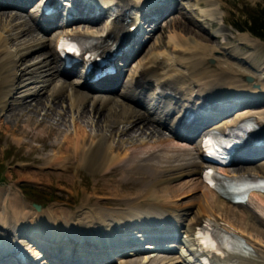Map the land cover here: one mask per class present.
<instances>
[{
	"label": "bare ground",
	"instance_id": "bare-ground-1",
	"mask_svg": "<svg viewBox=\"0 0 264 264\" xmlns=\"http://www.w3.org/2000/svg\"><path fill=\"white\" fill-rule=\"evenodd\" d=\"M30 1L32 0H0V23L7 20L9 24L13 23L11 27L17 31L16 36L23 40V43L29 39L35 40L37 30L46 33L52 26L57 25V23L54 24L56 15L41 19L40 15L37 16L34 13L37 1L30 5L31 10L27 13L28 15L2 9L13 7L22 10ZM97 1L94 0V2ZM193 1L196 8L211 7L207 12L201 10L203 17H212L217 13V8L222 10L218 3L219 0ZM71 2L78 6L80 13L79 17H75L73 21L87 20L88 22L71 24L67 28L63 27L64 24H59L62 29L59 34L55 31L58 37L54 46H50L51 39L40 37V40H35L31 46L24 47V53L19 51L18 54H12L7 48L6 37L0 33V52H2L0 56V111L8 109L7 112L15 119L23 113L27 116H36L44 111V114L42 113L44 119H55L56 122L60 121L62 126L65 125L62 122L65 121L64 116H67V112L72 113L73 117L76 114L79 119L87 118L95 128V132L86 131L85 123L82 124L78 118L77 120L73 118L75 120L74 133L71 136L62 135V144H66L68 140L73 141V148L76 151L74 153L80 155L76 156L79 158L78 162L86 164L93 173L101 168V172L107 174L112 169L121 167L123 170L121 176L125 179L129 177L139 180L141 187L136 192L126 195H116V191L111 189L109 194L115 200H123L126 207L121 204L93 207L83 205L76 210H66L67 207L63 208L62 205L54 204L40 211L27 209L24 202L10 193L9 186L5 189L0 187V264L12 263L10 257L14 258L12 252L15 251L23 256L27 252H32L30 254L31 264L35 263L34 260L38 257L40 261L37 264H114L115 260H118V264H186V258L183 259L176 251L172 253V250L162 247L166 245L165 247L172 249L175 242L181 241L185 250L192 254L191 245H196L193 239L194 232L206 219L220 224L221 228L229 232L242 234L252 247L246 255L230 253L224 258L214 257V264H264V194H252L249 201L242 205L244 210L241 212L236 208L241 204L231 203L202 184L200 169L203 162L200 159V151L205 128L200 130L198 125L182 124V117L177 113L181 109L180 98L177 95L182 94L191 84L207 83V85H212V88L221 87L224 95L235 97L237 101L232 104L233 106L247 105L242 109H237L231 124L236 125L241 120L251 117L260 126L256 133L263 135L264 52L262 53L263 58L255 62L258 66H253L256 73L250 71L255 82L259 84V88H255L251 83L240 81L246 74H250L249 72L241 71L232 62L228 63L226 55H217L218 46L208 48L204 45L203 41L207 42V38L204 40L205 36L199 34L191 40L181 38L176 34V31L182 27L181 22L185 23L196 18L192 11H184L183 6L176 9L174 0H103L106 6L113 5L118 9V14L112 24L105 29L102 28L100 22L98 23V19L110 7L98 10L94 4L88 5L82 0H71ZM138 8L143 10L142 19L153 22L155 26L159 16L177 10L178 16L166 18L174 32L169 37L171 47L181 52L174 53V59L171 55L162 58L160 53L152 52L145 62L138 60L134 71L130 72L125 80L121 78L123 74L121 72V75L110 77L109 80L95 85L83 84L80 80L67 81L68 75L72 72L62 67L63 62L58 56L59 35L63 31L64 35H70L66 31L70 29L74 32L73 34L94 36L101 40L104 50L109 45L106 41H111V44H121L123 40L129 43L133 38V33H127V28L135 20L130 12L131 9L137 11ZM86 9L89 15H86ZM52 17L55 19L52 20ZM136 21H140L139 17ZM200 27L201 33H206L202 24ZM237 34H241L238 36L239 39L247 41L254 50L258 51V48L263 46L259 39L251 37L248 33ZM136 42L138 44L140 40ZM42 47H47L48 50L38 54L42 57L39 62L32 63L21 71L17 69L20 61L29 62L38 58L32 57L27 60L26 55H29V50ZM164 53L166 55L168 52ZM139 57L142 58V56ZM207 57L215 58L214 66L216 67L208 66ZM235 58L238 62H244L243 58ZM123 59L119 58V60ZM125 60H123V69L124 66L127 67L125 62L127 63L128 60ZM26 74H29L28 77ZM57 77H63L58 85L54 82L58 79ZM16 79L25 81L16 85ZM39 81L41 84L36 91H30L32 87H28V83ZM150 88L152 90L148 92ZM62 90L63 95H61ZM104 92L114 93L115 96L97 94ZM245 97L254 98L248 100ZM141 99L145 100V106L139 102ZM193 99L198 102L196 98ZM44 119L37 123L39 128L42 126V130L45 125ZM218 120L219 118L216 121ZM216 121L212 125L214 128L224 129L230 124L222 119ZM151 122H155L157 126ZM122 123L124 124L122 128L116 127ZM57 125H55L57 128L55 130L59 128ZM162 127L167 128L170 137L163 136ZM32 129L35 128L32 127ZM102 129H107L108 133L98 139L97 132ZM113 130L117 133L118 139L122 141L123 148L121 149L125 150H122L120 154H114V148L105 145L100 147V151L98 150L99 155L97 156L99 157L96 160L93 159L88 151L96 141V146H103L105 143L102 139L106 140L113 136ZM184 132H192V137L189 140L183 139L181 133ZM86 139L91 143L89 148L85 147ZM14 140L20 142L22 138ZM67 146L65 147H70L69 143ZM82 151L88 152L87 155ZM67 154L66 151H55L54 154L44 158L39 169L41 171L59 169L71 157ZM47 158L50 159L47 161ZM248 161L254 164L242 170L241 167L223 170L227 174L253 173L264 177V154ZM29 164L25 162L23 166H29ZM127 171L131 172L126 173ZM171 172L176 175L187 173L193 176L178 180L177 184H171V182H166ZM58 175L61 176V174ZM151 178L153 179L150 180ZM171 190L182 193L179 192L178 195L170 197L168 193ZM195 190L200 191L199 196L191 194ZM183 193L191 194V196L184 201V198L180 197L184 196ZM88 198V196L84 197L82 203ZM160 198L165 199L161 201ZM192 200L199 206L192 212V218L188 219L191 209L189 203L193 202ZM16 204L21 206L19 211L15 209ZM181 232L184 234L182 240H180ZM133 233H138L143 240H150L143 248L153 245L154 248L159 249L145 251L146 253H142L143 250L139 248L135 250L133 246H136L138 242L132 237ZM66 237H70L72 242ZM85 239L91 243H86ZM71 249L72 252H70Z\"/></svg>",
	"mask_w": 264,
	"mask_h": 264
},
{
	"label": "rangeland",
	"instance_id": "rangeland-1",
	"mask_svg": "<svg viewBox=\"0 0 264 264\" xmlns=\"http://www.w3.org/2000/svg\"><path fill=\"white\" fill-rule=\"evenodd\" d=\"M175 2L176 4H178V5L175 4L176 9H179L180 6H183L184 11H192L194 14V17L196 18L194 19L195 21L192 20V21H188L185 23H183L184 21L181 22L182 24V27L180 24L181 30L178 29L176 31V34L179 37L181 38L185 37L187 39L193 40L194 36H198L199 34H201L202 36H205L204 40H206L207 38V42L203 40H201L200 42L203 41L204 45H206L208 48L212 46H218L216 48L217 55H222V54L226 55L228 58L227 59L228 63L230 62L234 63L235 66L236 67L238 66L237 68H239L241 71L243 70L249 73L251 71L252 73L253 72L256 73L253 66L254 65L258 66L257 64H255V62L259 61L264 56V55L262 56V53L264 52V40L253 36L248 31H239L233 25L243 26V21L245 20L246 14L248 12L250 13L252 11L257 12L259 10L260 11L264 10V0H219L218 3L220 4V7H222V10H219L217 8L218 14L215 13L212 15V17L201 16L203 10L207 12V10L211 9L210 6H207V7L205 6L204 8L203 7L196 8V5H194L193 0H174V3ZM29 6L26 5V7L22 10H18L13 7H5L2 9L11 10L13 11V13L19 12L25 15L29 13V11L31 10V8H28ZM176 11L177 10H173L171 12L166 13V15L161 16L158 19V24L156 25V27H154L152 31H148L150 26L148 27L147 23L143 25L144 28H146V31H145L144 36L142 37L146 38L147 40L140 48L141 50L140 49L138 50L135 57L129 60L130 64H128L127 67L124 68L125 72L122 74V77H121L123 80L126 79V77L128 76L130 72L134 71L138 60L141 62H145L147 57L152 52L160 53L161 54L160 57L162 58L164 56L169 57V55H171V57L174 56L173 59L175 58V54H178L181 52V51L180 52L177 51V49L174 50L173 47H171V44L169 42L170 41L169 37L174 32H173V28L169 26L167 18L178 16ZM131 13H132V10H131ZM103 19L104 17H100L99 21ZM8 22L9 21L7 20V21H2L0 23V33L4 37H6L7 42H8L7 48L9 52H11L12 54H18L19 51L21 53H24L23 52L24 47L31 46V44L34 43L35 40L37 41L40 40V37L44 39H51L50 46L52 45L54 46L55 41L58 37L56 33L58 32L59 34L62 29L60 28V26H54L52 29H50L46 33H42L40 32V30L39 31L37 30L35 33L36 35L35 40L29 39V41H27L26 43H23L22 42L23 40H20V38L16 36L17 31L11 27L13 23L9 24ZM78 23H81V22H78ZM101 23L104 26V21H101ZM200 24H202L205 27L206 33H201ZM240 32H244L245 34L248 33L251 37L259 39L262 42L263 46L259 47L258 51L256 49L254 50L247 43V41L244 42L239 39L238 36L241 34L238 35L237 33H240ZM196 40H198V38H196ZM22 44H25V45L23 46ZM148 49L150 52L148 51ZM33 50L28 51L29 55H26L27 60H29V58H32V57H38V58L30 60L29 62L20 61L17 66L18 70L21 71L23 68L27 67L28 65L39 62V60H41L42 57H39L40 55L38 54L44 53L45 51L48 50V48L42 47L40 49L35 48ZM164 52L166 53L168 52L167 53L168 55L167 54L165 55ZM1 54L2 52H0V56ZM139 56H142V58ZM235 57L243 58L244 62L241 61L242 62L241 63V62L236 61ZM135 59H137V61ZM210 59H212L213 62H211ZM215 62H216L215 58L207 57L206 63L208 64L210 68H213V66L215 65ZM252 73L248 75L246 74L240 81L242 83L243 82L251 83L252 85L254 86L256 85L258 87L259 84L258 82H255V79H254V76H252ZM28 75L29 74H26V77H28ZM247 76L252 78L251 82L246 80ZM57 78H56L57 80L54 82H56L58 85L60 84V81H61L60 79H63V77H57ZM70 78H67V81L71 82L76 79L75 77H70ZM16 81H17L16 82V85H17L22 82L24 83L25 80L16 79ZM40 84H41V81L29 82L28 87H32L30 88V91H36V89L38 88ZM120 88L118 89L120 90ZM79 89L84 90L83 88H79ZM119 90H117V93H119ZM63 93L64 92L62 90L61 95H63ZM97 94L115 96V94L111 92H104V93H97ZM7 110L8 109L2 112L0 111V187L5 189L6 187L9 186L10 193L12 195L14 194V196L19 198L22 202H24L26 204L25 206L27 207V209L29 208L31 211H36L34 207H32V203H40L42 205V209L47 208L50 205H54V204L62 205L64 206L63 208L67 207L65 208L66 210L68 209L76 210L78 209V207L83 206V205L84 206L86 205L88 207L89 206L93 207V206H98V205L106 206L109 204L111 205L121 204L125 206V203L123 200H115V198L109 194L111 193V189L113 188L116 191V195H126V194H131V193L136 192L141 187V183L139 180L130 179L129 177L127 179L123 178L121 176V174H123V170L121 167H116L112 169L110 172H108L107 174H103L101 172V168L96 170L93 173L87 167L86 164L78 162L79 158H77L76 156H80V155L74 153L76 152L75 149L73 148L74 142L68 140L69 142L67 143H69L70 147L67 148L68 147L67 143L62 144V139H61L62 135L64 134L71 136L72 133H74L75 120L73 118H76L77 120L78 117L76 114H75V117H73L72 113L67 112V116H64L65 121L62 122V124L65 123V125L62 126L60 121L56 122L55 119L53 120L51 119L49 120L47 118L44 119L45 117L42 115V113L44 114V111L42 112L40 111L41 113L36 116L35 115L27 116L26 113H23L20 115V117L15 119V117L12 118L11 114L7 112ZM141 111L143 110L141 109ZM234 115L235 113L234 114L232 113L224 117V118H227L230 116L229 118H227L226 122L230 123L233 120ZM145 117L147 118L146 114H145ZM43 119H44L43 122H45L44 124L46 126L44 125L43 130H42L41 129L42 126L39 128L37 126V123L41 122ZM80 119L79 121L82 124L85 123L84 125L86 128L85 127L84 128L86 129V131L88 132L90 131L91 133L95 132V128L90 124V121H88L87 118L84 119L83 117ZM151 123L157 126L155 122H151ZM55 125L59 126L58 130H55L57 129ZM123 126H124L123 123L116 125L117 128L118 127L122 128ZM32 127L35 129L33 130ZM161 131L163 132L162 134L164 137H167V138L170 137L167 131L165 130V128H161ZM97 133L99 134L98 139H101L100 137L106 135L108 131L107 129H102L100 132H97ZM114 133H115V130L112 131L113 136L108 137L106 140L102 139V141L105 143L103 144V146L102 145L96 146L95 144H97V141L96 143L93 144L92 148L88 151L90 154H92L91 157L93 159L96 160L99 157L97 156L99 155L98 152L105 145L112 146L114 148V151H113L114 154L115 153L120 154L122 150H125V149H121L123 148L122 141L118 139L117 133L115 134ZM40 135H42V137ZM16 138H20V139L22 138V141L16 142L14 140ZM87 140L88 139H86V141ZM86 141H85V147L89 148L91 146V143H89L88 141L86 142ZM64 145L67 147H65ZM55 151H61V152L66 151V154L68 153L67 155H71V157L59 169L54 168L52 171H48V170L41 171L39 169L41 166L40 163L44 161V158L46 156H50L54 154ZM82 152L84 154L88 153L86 151H82ZM49 159L50 158H47V161ZM25 162L30 163L29 166H23ZM250 164H254V163H245V164L239 163L233 167H236V168L241 167L240 169L242 170L246 166H252ZM130 172L127 171L126 173H130ZM58 174H61V176H59ZM169 174L170 175L167 178L168 181L166 182H171V184H175V183L177 184L178 180H184V179H187L193 176V175H187V173L176 175V174H173V172H171ZM152 179L153 178H151L150 180ZM116 185L118 187H114ZM107 186L111 188L109 189ZM179 192L178 191L172 192L171 190V192H169L168 194L170 197L171 196L173 197V196L178 195ZM191 194L199 196L200 191L195 190ZM191 194L186 193L184 194V196H180V197L182 199L184 198L183 200L185 201V199L187 200L189 196H191ZM86 196L89 197L88 200L82 203L84 197ZM162 199H165V198H162ZM192 201L193 202L189 203L191 209H190V213L188 214V219L192 218V214H193L192 212H194L199 206L197 202H194V200ZM16 206H17L15 208L16 211H19L21 209V206L18 204H16ZM236 208L237 210L241 212L244 210L242 206H236ZM180 235L184 237L183 233H180ZM182 249L183 251H181ZM143 252H145V250ZM182 252H184V248H181V249L179 248L178 253H182ZM172 253H175V251ZM126 257H129V256H126ZM189 258L190 257L186 259L184 258V259L187 261ZM114 264H118V260H115ZM188 264H192V263L189 262Z\"/></svg>",
	"mask_w": 264,
	"mask_h": 264
},
{
	"label": "trees",
	"instance_id": "trees-1",
	"mask_svg": "<svg viewBox=\"0 0 264 264\" xmlns=\"http://www.w3.org/2000/svg\"><path fill=\"white\" fill-rule=\"evenodd\" d=\"M239 31H248L253 36L264 40V10L246 14L243 26L233 25Z\"/></svg>",
	"mask_w": 264,
	"mask_h": 264
},
{
	"label": "snow or ice",
	"instance_id": "snow-or-ice-1",
	"mask_svg": "<svg viewBox=\"0 0 264 264\" xmlns=\"http://www.w3.org/2000/svg\"><path fill=\"white\" fill-rule=\"evenodd\" d=\"M211 175H212V173H211V171L209 170V171L206 173V176H211ZM261 186L264 187V184H262Z\"/></svg>",
	"mask_w": 264,
	"mask_h": 264
},
{
	"label": "water",
	"instance_id": "water-1",
	"mask_svg": "<svg viewBox=\"0 0 264 264\" xmlns=\"http://www.w3.org/2000/svg\"><path fill=\"white\" fill-rule=\"evenodd\" d=\"M249 79V78H248ZM250 80V79H249ZM36 210H40V206L33 204Z\"/></svg>",
	"mask_w": 264,
	"mask_h": 264
}]
</instances>
